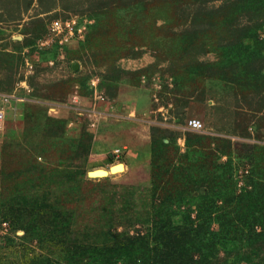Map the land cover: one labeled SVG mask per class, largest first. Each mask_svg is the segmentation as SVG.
<instances>
[{
    "label": "rangeland",
    "instance_id": "rangeland-1",
    "mask_svg": "<svg viewBox=\"0 0 264 264\" xmlns=\"http://www.w3.org/2000/svg\"><path fill=\"white\" fill-rule=\"evenodd\" d=\"M208 12L220 17L227 12V4L224 0H0V61H4L0 81L4 89L22 98L8 105L0 123V200L5 196L15 201L19 197H44L58 204L62 214L71 219L70 232H82L83 225L99 227L107 221V203L94 196L90 185L100 186L107 178L119 188L134 191L135 205L127 215L144 216L149 208L141 200L149 195L145 190L154 172L149 127L178 134L176 144L185 152L183 135L191 131L186 129L191 119L200 124L199 131L191 132L218 135L236 143L229 154L237 193L243 192L248 173L264 178V157L258 158L257 153L243 147L264 148V84L241 80L235 85L210 77L201 80L191 72L217 57L208 44L215 42L217 30L203 40L199 34L201 17ZM70 18L82 27L77 45H40L46 36L44 26L54 19ZM238 18L240 26L252 24L244 14ZM257 37L258 41L264 39V25ZM252 45L243 38L244 48L251 49ZM71 64H75L74 70ZM256 65L264 72V60ZM31 76L43 86L70 77L66 104H49L22 95L24 90L18 84L24 81L26 93L31 92ZM105 83L110 89L116 87L114 97H107ZM256 89L259 96L253 93ZM180 108L178 124L173 116L179 113L173 112ZM48 118L64 121L57 138L43 135ZM242 129H246L247 137L240 136ZM83 134L90 135V140L80 190L60 186L64 183L59 179L57 186L55 175L47 170L40 177L30 172V166L46 162L54 169L60 165L58 172L69 164L80 166L81 162L71 163L60 151L63 139H79ZM130 150L145 151L147 157L139 155L133 163L134 155L126 153ZM224 160L221 157L219 162ZM116 165H122V170L112 173ZM94 171L106 174L91 176ZM7 209L0 203V264H17L27 249L43 258L60 260L56 250L36 249L30 234L13 232L6 219ZM170 219L176 221L173 215ZM146 226L135 224L126 233L143 232L151 224ZM211 228L216 229L214 225ZM122 231L117 225L111 229L114 234Z\"/></svg>",
    "mask_w": 264,
    "mask_h": 264
},
{
    "label": "trees",
    "instance_id": "trees-1",
    "mask_svg": "<svg viewBox=\"0 0 264 264\" xmlns=\"http://www.w3.org/2000/svg\"><path fill=\"white\" fill-rule=\"evenodd\" d=\"M224 2L227 12L216 18L208 12L210 15L201 17L199 29L201 39L214 34L213 29L217 30L215 42L208 43L211 44L210 52L217 57L213 62L201 64L200 69L197 68L201 72L196 69L191 72L201 80L210 77L214 81L235 85L241 80L264 84V72L256 65L264 60V39L258 41L257 37V31L264 25V0ZM243 14L252 23L250 26L238 24L241 21L238 17ZM243 38L252 41L251 49L243 47ZM186 43L188 39L182 44L186 46ZM3 63L1 60L0 69L4 68ZM68 78L50 81L43 86L36 81V76H31L33 90L30 94L24 91L21 94L49 104L64 105L68 97ZM116 80L115 77L113 83ZM105 85L107 97H114L116 87L110 89L108 83ZM0 89L11 92L2 87L1 81ZM253 93L259 96L257 89ZM175 113L179 116H173V119L180 124L181 108L179 112L174 110L173 115ZM63 129L62 119L48 118L43 135L57 138ZM177 135L163 127H149V152L154 172L145 190L149 195L140 199L149 208L144 216L140 214L132 218L127 215L135 205L134 191L125 186L119 188L107 178L100 186L90 183L94 196L107 203V221L99 227L83 225L82 232H70L68 225L71 219L62 214L58 204H52L44 197L28 200L19 197L15 201L5 196L0 200L1 205L8 208L6 219L10 221L13 232L22 230L24 234H30L36 249L48 248L61 254L59 261L50 260L33 249H27L29 252L23 254L25 258L17 264H264V178L248 173L244 176L243 192L237 193L229 154L236 143L218 135L190 131L183 135L186 150L181 152L176 144ZM247 135L246 129H242L240 136ZM84 136L88 135L83 134L79 139H63L60 151L61 156L69 158L71 163L81 162V167L69 164L62 167L60 174V165L54 169L46 162L43 166H30V172L40 177L47 170L55 175L53 180L57 186L59 182L56 180L59 179L64 183L60 186H73L80 190L85 174L82 163L86 160L90 140V135ZM243 147L257 153L258 158L264 157V153L263 156L261 154L264 148L245 144ZM221 157L225 158L224 162H219ZM170 215L175 216L176 221L171 220ZM135 224H151V227L127 235L126 230ZM115 225L122 227L123 231L111 232ZM212 225L216 229H212ZM0 256L1 259L3 254Z\"/></svg>",
    "mask_w": 264,
    "mask_h": 264
},
{
    "label": "built area",
    "instance_id": "built-area-1",
    "mask_svg": "<svg viewBox=\"0 0 264 264\" xmlns=\"http://www.w3.org/2000/svg\"><path fill=\"white\" fill-rule=\"evenodd\" d=\"M80 28L82 27L78 26L76 21L72 18L65 20L54 19L47 24L45 40L43 43H40V45L54 44L59 46V48L61 45H77L82 38L80 35ZM18 87L24 90L25 93L27 92V87L24 81H20ZM21 99L22 98L16 94L15 91L3 92L0 89V123L5 119L4 112L9 107L8 105L13 101ZM199 128V122L194 119L189 120L186 125V129L191 131H199Z\"/></svg>",
    "mask_w": 264,
    "mask_h": 264
},
{
    "label": "crops",
    "instance_id": "crops-1",
    "mask_svg": "<svg viewBox=\"0 0 264 264\" xmlns=\"http://www.w3.org/2000/svg\"><path fill=\"white\" fill-rule=\"evenodd\" d=\"M128 112V111H127ZM174 121H176V119L174 120ZM75 135V134H74ZM77 136V135H76ZM123 148H125V147H123ZM127 154H130L131 156L132 155H134L133 157H131V159H132V162L134 163V161H136V159L139 157V155H143L142 157L144 158V157H147V153L145 152V151H137V150H130V151H127L126 152ZM106 154H108V152L106 153ZM111 155V154H110ZM109 155V158L111 157L112 158V155L110 156ZM109 160H111V159H109ZM130 161V160H129Z\"/></svg>",
    "mask_w": 264,
    "mask_h": 264
},
{
    "label": "bare ground",
    "instance_id": "bare-ground-1",
    "mask_svg": "<svg viewBox=\"0 0 264 264\" xmlns=\"http://www.w3.org/2000/svg\"><path fill=\"white\" fill-rule=\"evenodd\" d=\"M120 170H122V165H116V166H113L112 168H111V172L112 173H115V172H118V171H120ZM106 173L104 172V171H94V172H92L91 173V176H103V175H105Z\"/></svg>",
    "mask_w": 264,
    "mask_h": 264
},
{
    "label": "water",
    "instance_id": "water-1",
    "mask_svg": "<svg viewBox=\"0 0 264 264\" xmlns=\"http://www.w3.org/2000/svg\"><path fill=\"white\" fill-rule=\"evenodd\" d=\"M75 67V64H71V68H72V70H74L73 68Z\"/></svg>",
    "mask_w": 264,
    "mask_h": 264
}]
</instances>
